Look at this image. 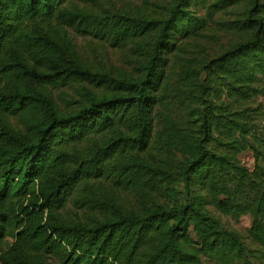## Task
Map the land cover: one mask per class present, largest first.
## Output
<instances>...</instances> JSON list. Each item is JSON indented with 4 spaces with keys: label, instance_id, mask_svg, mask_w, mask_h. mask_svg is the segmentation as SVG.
<instances>
[{
    "label": "trees",
    "instance_id": "trees-1",
    "mask_svg": "<svg viewBox=\"0 0 264 264\" xmlns=\"http://www.w3.org/2000/svg\"><path fill=\"white\" fill-rule=\"evenodd\" d=\"M128 1L0 0V264H264V0Z\"/></svg>",
    "mask_w": 264,
    "mask_h": 264
},
{
    "label": "rangeland",
    "instance_id": "rangeland-1",
    "mask_svg": "<svg viewBox=\"0 0 264 264\" xmlns=\"http://www.w3.org/2000/svg\"><path fill=\"white\" fill-rule=\"evenodd\" d=\"M128 0H98V7L96 10L110 9L118 10L125 9L130 6ZM74 44L78 51L86 58V61L100 69H122L130 70L131 67L128 61L121 55L120 52L111 48L106 42H99L92 37L73 36ZM263 90L260 96L255 99L252 104L253 108L258 111L253 114L254 118V134L259 138H264V82L262 84ZM52 96L56 104L64 110L68 106H76L74 102L82 101L81 91L77 86H68L52 91ZM73 104V105H72ZM259 113V115H258ZM14 126L18 124L17 120L10 121ZM159 130V126L155 127V131ZM241 164L248 170L253 171L255 160L250 151L244 152L239 156ZM205 209L218 217L221 223L227 228L239 232L244 238L245 242L251 246L250 240L247 238V230L250 226V217H243L239 221L233 220L229 216L222 215L216 211L212 206H205Z\"/></svg>",
    "mask_w": 264,
    "mask_h": 264
}]
</instances>
